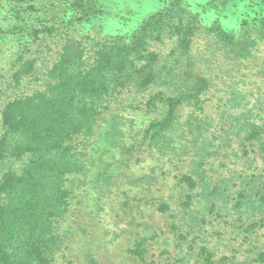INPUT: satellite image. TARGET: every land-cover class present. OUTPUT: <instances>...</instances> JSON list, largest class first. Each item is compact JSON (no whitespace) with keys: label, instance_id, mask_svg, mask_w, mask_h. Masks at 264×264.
<instances>
[{"label":"trees","instance_id":"16d2710c","mask_svg":"<svg viewBox=\"0 0 264 264\" xmlns=\"http://www.w3.org/2000/svg\"><path fill=\"white\" fill-rule=\"evenodd\" d=\"M112 1L0 0V264H56L72 192L99 161L105 181L109 170L133 158L136 165L144 153L178 167L172 154L182 140L199 144L193 160L202 158L210 82L192 71L195 39L213 41L222 58L238 65L264 46V0H124L119 12ZM124 97L131 99L132 135L114 117L103 133L112 145L97 150L99 119ZM184 111L190 115L181 127ZM244 130L242 154L255 143L264 156V125L251 122ZM125 139L132 142L125 146ZM107 152L121 158L104 162ZM180 181L192 192L193 177ZM199 197L213 202L206 191ZM169 210L165 201L156 206L158 213ZM144 242L130 253L142 258ZM252 253V264H264V250ZM196 256L216 264L208 247Z\"/></svg>","mask_w":264,"mask_h":264},{"label":"rangeland","instance_id":"374dc122","mask_svg":"<svg viewBox=\"0 0 264 264\" xmlns=\"http://www.w3.org/2000/svg\"><path fill=\"white\" fill-rule=\"evenodd\" d=\"M123 1L110 2L112 11H123ZM136 8L129 7V12L139 14ZM169 48L160 46L158 51L165 54ZM191 54L193 73L210 82L202 158L193 160L199 144L191 146L182 140L172 154L177 155L178 167L156 162L144 153L136 165L133 158L128 167L121 162L117 171L109 170L105 181L98 177L99 161L85 177H79L85 184L72 192L71 211L60 221L65 248L56 264H202L196 256L201 246L215 253L216 264L222 256L227 258L223 264H252V252L264 250V204L258 206L264 198V156L255 143L253 149L247 148V156L241 147L248 123L264 125V46L240 65L222 58L211 40L195 39ZM130 101L120 99L99 119L96 136L103 141L99 140L97 150L112 145L113 138L106 140L103 133L106 122L110 124L114 117L130 133L127 121L133 113L126 108ZM189 115L190 111L179 113L181 127ZM127 141L125 146L132 142ZM182 147L188 148L187 155ZM107 153L104 162L114 164L121 158ZM115 154L121 155L120 149ZM99 155L90 151L93 159ZM133 174L143 175V180L133 183ZM184 175L195 179L192 192L180 181ZM202 191L211 193L213 202L200 199ZM162 201L170 204L169 212L156 211ZM142 241L144 253L139 258L130 250Z\"/></svg>","mask_w":264,"mask_h":264}]
</instances>
